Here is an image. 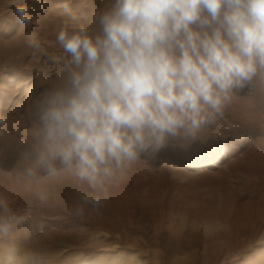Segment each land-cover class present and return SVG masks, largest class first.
Wrapping results in <instances>:
<instances>
[{"label": "rangeland", "instance_id": "obj_1", "mask_svg": "<svg viewBox=\"0 0 264 264\" xmlns=\"http://www.w3.org/2000/svg\"><path fill=\"white\" fill-rule=\"evenodd\" d=\"M109 2L0 0V199L11 213L0 208V217L12 224L0 238V264H264L259 78L234 93L197 141L170 140L132 163L108 185L102 208L83 204L82 195L95 193L73 177L24 175L36 102L60 75L58 27H94ZM21 5L27 25L15 11Z\"/></svg>", "mask_w": 264, "mask_h": 264}, {"label": "clouds", "instance_id": "obj_2", "mask_svg": "<svg viewBox=\"0 0 264 264\" xmlns=\"http://www.w3.org/2000/svg\"><path fill=\"white\" fill-rule=\"evenodd\" d=\"M56 42L60 75L36 102L24 175L73 177L99 209L132 163L197 141L237 90L264 80V0H110L94 27L62 24ZM11 228L0 217V238Z\"/></svg>", "mask_w": 264, "mask_h": 264}, {"label": "bare ground", "instance_id": "obj_3", "mask_svg": "<svg viewBox=\"0 0 264 264\" xmlns=\"http://www.w3.org/2000/svg\"><path fill=\"white\" fill-rule=\"evenodd\" d=\"M183 152L185 153L184 155H186L187 154V157H185L186 159H188V158H192V157H194V154H193V152L192 151H189L188 149H184L183 148ZM199 153H197V155H198ZM205 154V153H204ZM200 155V154H199ZM214 161V160H213ZM182 163H184V164H186V165H189V164H191L190 162H188V161H181ZM208 162V164H210V165H214L211 161L209 162V161H207Z\"/></svg>", "mask_w": 264, "mask_h": 264}]
</instances>
